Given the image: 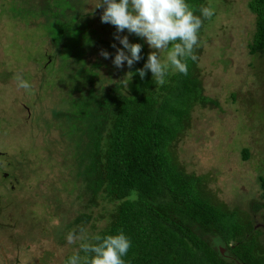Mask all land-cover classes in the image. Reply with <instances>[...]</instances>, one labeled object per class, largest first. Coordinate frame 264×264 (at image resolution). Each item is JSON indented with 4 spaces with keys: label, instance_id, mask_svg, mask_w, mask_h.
Masks as SVG:
<instances>
[{
    "label": "rangeland",
    "instance_id": "rangeland-1",
    "mask_svg": "<svg viewBox=\"0 0 264 264\" xmlns=\"http://www.w3.org/2000/svg\"><path fill=\"white\" fill-rule=\"evenodd\" d=\"M247 1L205 0L214 15L202 26L193 71L216 105L193 102L168 149L184 172L204 175V198L249 215L264 249V206L254 215L247 208L250 199L264 201V53L248 52L254 16ZM37 2L0 0V264H65L78 250L67 234L80 228L98 234L117 203L102 192L91 195L78 163L81 124L54 112L74 111V99L101 89L120 85L128 93L130 68L112 63L111 45L123 46L114 39L115 27L101 22L97 0H63L60 13L58 7L34 12ZM57 19L71 25L70 45L53 38ZM119 35L135 43L127 30ZM80 37L88 39L86 48ZM72 49L77 56L63 61L59 53ZM16 74L32 92L17 87ZM241 148L248 150L245 160Z\"/></svg>",
    "mask_w": 264,
    "mask_h": 264
},
{
    "label": "trees",
    "instance_id": "trees-1",
    "mask_svg": "<svg viewBox=\"0 0 264 264\" xmlns=\"http://www.w3.org/2000/svg\"><path fill=\"white\" fill-rule=\"evenodd\" d=\"M187 3L198 16L199 8L207 6L205 0ZM36 6L34 12L39 13L54 7L60 13L65 7L63 0L54 4L38 0ZM247 8L254 16L248 52L261 55L264 0H248ZM70 26L69 22L55 20L50 26L53 38L59 43L69 41L70 45ZM132 37L142 45V51L140 61L130 68L133 75L128 93L123 94L120 85L101 89L74 99V111L54 112L55 117L81 124L78 163L91 195L102 192L117 201L109 222L98 234L124 232L131 241L123 258L125 264H264L260 231L249 215L241 217L236 210L204 198V175L184 172L169 153L168 145L183 129L192 103L216 105L214 99L202 94L194 62L187 61V75L174 72L171 83L156 89L155 81L148 77L149 70L143 79L136 72L143 68L147 54L143 39L134 34ZM80 38V48H86L88 39ZM76 51H61L59 55L65 61L76 57ZM241 158H248L246 148H241ZM259 180L264 187V179ZM262 206L264 201L250 199L248 213L254 215Z\"/></svg>",
    "mask_w": 264,
    "mask_h": 264
},
{
    "label": "clouds",
    "instance_id": "clouds-1",
    "mask_svg": "<svg viewBox=\"0 0 264 264\" xmlns=\"http://www.w3.org/2000/svg\"><path fill=\"white\" fill-rule=\"evenodd\" d=\"M99 8L103 9L101 22L115 27L114 39L123 46L121 49L116 44L111 45L116 49L112 60L114 66L122 68L126 63L132 68L141 59L142 45L130 43L127 36L119 35L127 30L142 38L152 50L143 68L136 72L143 79L146 70H150L158 85L165 84L170 69L188 74L187 61L198 59L196 49L204 19H211L214 15L211 6L203 5L199 8L200 15H196L187 0H97L94 9ZM161 53L165 54L163 59ZM100 55L108 59L110 54L101 50ZM127 75L130 79L133 73ZM14 80L19 89L33 91L32 84L20 74H16ZM66 240L69 244L78 243V250L67 258L65 264H125L123 258L131 247L130 239L122 230L102 236L89 235L84 228L74 229L67 234Z\"/></svg>",
    "mask_w": 264,
    "mask_h": 264
}]
</instances>
